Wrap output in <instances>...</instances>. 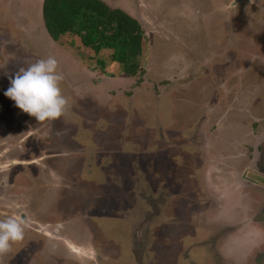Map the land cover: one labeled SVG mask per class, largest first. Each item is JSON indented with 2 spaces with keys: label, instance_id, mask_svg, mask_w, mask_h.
<instances>
[{
  "label": "rangeland",
  "instance_id": "374dc122",
  "mask_svg": "<svg viewBox=\"0 0 264 264\" xmlns=\"http://www.w3.org/2000/svg\"><path fill=\"white\" fill-rule=\"evenodd\" d=\"M102 1L142 22L146 78L127 77L108 57V67L97 69L79 40L55 42L43 24L44 0H0V84H10L20 67L55 55L70 102L64 117L48 122L6 106L23 115L15 126L0 120V179L13 157L20 162L16 172L28 179L16 204L0 206V218L14 216L17 206L50 230L59 219L51 211L59 209L60 194L70 191L60 208L70 210L71 226L46 239L49 254L79 260L41 264H91L95 251L104 264H135L138 255L140 264H212L218 243L203 226L215 229L217 223L213 211L206 218L202 159L212 167L223 163L226 171L249 166L256 142L264 138V0L234 7L237 0ZM218 22L225 24L221 37ZM231 40L240 52L231 49ZM212 54L219 58L209 64ZM6 99L0 94V101ZM202 128L208 133L199 137L202 151H189L190 137ZM26 141L33 151L29 160L23 149L18 152ZM197 161L198 168L192 166ZM257 180L264 188V180ZM216 188V196L225 189ZM254 256L247 264H256Z\"/></svg>",
  "mask_w": 264,
  "mask_h": 264
},
{
  "label": "flooded vegetation",
  "instance_id": "af4514ba",
  "mask_svg": "<svg viewBox=\"0 0 264 264\" xmlns=\"http://www.w3.org/2000/svg\"><path fill=\"white\" fill-rule=\"evenodd\" d=\"M218 2H222V1L218 0ZM219 5L220 4H217L218 8H219ZM213 15L214 14L208 15V17L213 16ZM224 26H225V24L223 22H218L216 24V28L219 30V33L217 32L218 34L216 36L221 37L222 36L221 33H223V34L225 33L224 32L225 31ZM207 35L209 36L210 34L207 33ZM232 36H233V38L236 37L237 32L235 33V35L232 34ZM232 42H233V40H231V43ZM231 49H234L233 50L234 52L235 51L240 52V49L238 48V46L235 45L234 42H233V45L231 46ZM214 52H217V50H215ZM212 56H213L212 57L213 59L209 62V64H211L215 58H219L218 56H215L214 54H212ZM221 57L222 56H220V58ZM2 76L3 75L0 74V78H3ZM9 86H10L9 83H4V85L0 84V94H3L8 89ZM14 104H15V102L12 101L11 99H9L8 97L6 100L0 101V106L1 105L5 106V108H4L5 112L0 109V120L2 118H4L5 120L7 118L11 119V121L13 122V126L18 124V122L20 123L21 119H19L18 117H21V115H23L22 113L17 115L16 110H13L14 108L13 109L10 108L12 110V112L6 110V109H8V108H6V106L10 107V106H13ZM28 119L31 120L32 117H28ZM207 122H205L204 125H206ZM14 131H15V129L13 130V132ZM207 134L208 133L205 132L203 128L201 130V133L196 134V135L192 134V136L190 137L191 138L190 140H192V142H191L190 146L187 147V148H189V151H191L192 149H196V147L198 150L202 151V149H201L202 147H200L201 144H200V138L199 137L202 138V137L206 136ZM208 141L209 140L207 138L206 143ZM26 143H27V141L21 143V146L18 148V152H20V153L25 152L26 156H27L26 160H29L33 157V156L30 157V155H29L33 151L28 147V145ZM234 145L235 144H232V146H234ZM257 145H259V146L256 148V150L252 156L251 164L249 166L240 167L238 170V173H239L240 179H241L240 181L244 182V188L252 187L249 184L256 183L254 181V178H257V179L260 178L261 180H264V138H261V140H259L258 143L256 142L255 146H257ZM137 147H139V145ZM22 149L24 150V152ZM47 159H49V158L47 157ZM52 161H55V159ZM48 162H46V163H48ZM19 163L16 162V158L13 157L12 161H9V170L3 172L4 176L0 179V206L2 204L9 203V201L16 204L17 198L22 196L20 194L18 195L17 192L23 188L22 182H25L26 179H28V178L24 177V176L20 175V173L16 172V168H17V165H19ZM195 163L196 164L192 165V166L198 168L200 162L197 161ZM47 166H49V164ZM211 169H212V167L208 165V160L206 159V163L204 164V160L202 159V170L204 172V177H205L206 192H207V195L209 196V198H207L208 202L206 201V203L209 204V206L207 208L208 214L206 215V218L209 217V215H211V213H213V212L217 213L218 207H219V202L217 200V196H216L215 192L213 191V189L210 187L208 181H209V176L213 177L214 173H215L214 175H216V177H217V180L219 179L220 175L216 174V172H212ZM138 170H140V169H138ZM255 190L259 194L258 195L259 199H253L251 201V211L249 214H250L251 218L257 219L256 222H259V223L264 225V191H262L261 189H255ZM146 192H148V191L146 190ZM168 193L170 195L172 194L171 192H168ZM67 194L70 195V191L67 192ZM67 194L64 192L62 194H60V195H62V197L64 196V198L61 197L59 200V204H58L59 209L56 211H54V210L51 211L52 216H51V214H50V216L55 217L56 219L57 218H59V219H58L57 223L52 225L53 228L50 230H48V229L44 230L43 227L40 225L39 221H37V220L36 221H34V220L30 221L29 219H27L26 211H22L17 206H15L16 208L14 210H16L17 213L14 214V216L19 217V218H23L27 222L25 238L22 241L13 244L12 251L10 253L3 255V256H0V264H41V263H43L41 260H69V261H67V263H71L72 260H79L76 257H71V256H67V255L61 257L58 253L55 255L53 253L49 254V250H48V247L50 245V241H49V239H46V237L55 235L57 232H59V230L61 228L64 229L68 226H71V224L69 223L70 218L68 217L70 210L64 212L63 209L60 208V204H61L60 201L62 202V200H64V199L68 200L66 198ZM159 201H160V204H163V199L159 200ZM71 212H74V210H72ZM74 217H75V215H74ZM208 221H209V218L207 220V224H208ZM86 227L88 228V230H89L88 232L90 233V227L89 226H86ZM203 227L205 228V230L206 229L211 230L209 232V234H210L209 240L213 241V243H216V242L218 243L217 246L215 247V248H217L218 256L216 258H214V260H211L208 262L215 264L214 263L215 260H218V261L227 260L222 254L223 253V244L225 243L226 239L229 236H231L233 233L237 232V230L239 228V221L237 223H231L229 225L217 224V228L220 230H217V228L213 229L210 226H209V228H207L205 226H203ZM122 230H123L124 234L129 233V228H126L125 226H123ZM48 231H50V232H48ZM78 232H81V230H78ZM131 232H132V230H131ZM129 237H130V235H129ZM43 238H45L46 240L44 241ZM131 239L132 240L135 239V236L132 235ZM141 240L142 239H140L139 237L137 238L136 243H137L138 249H139V243H141ZM203 243H205V241ZM71 247L73 248L74 251L78 252L77 248H75L73 246H71ZM39 248H41V249H39ZM256 251H257V254L255 255L254 253ZM44 254H47L46 258L44 257ZM251 256H254L253 260H256V264L259 263V260H264V244L255 248L251 252L250 257ZM134 258H135L134 263L140 264V260L137 259V258H139V255L137 257L134 256ZM90 263L91 264H104L103 256L97 254V251H95V253L92 254V262H90Z\"/></svg>",
  "mask_w": 264,
  "mask_h": 264
},
{
  "label": "clouds",
  "instance_id": "9594fccd",
  "mask_svg": "<svg viewBox=\"0 0 264 264\" xmlns=\"http://www.w3.org/2000/svg\"><path fill=\"white\" fill-rule=\"evenodd\" d=\"M64 80L60 61L55 55H48L27 67H20L9 78L10 86L3 94L38 122L57 121L67 114L70 106L62 89ZM243 188L244 182L237 180L217 194L219 207L214 222L229 225L239 221L236 234L229 236L224 243L222 254L230 264H247L251 252L264 244V230L256 227V221L249 216L251 201ZM26 228L27 222L23 218H0V256L10 253L13 244L25 238Z\"/></svg>",
  "mask_w": 264,
  "mask_h": 264
},
{
  "label": "trees",
  "instance_id": "16d2710c",
  "mask_svg": "<svg viewBox=\"0 0 264 264\" xmlns=\"http://www.w3.org/2000/svg\"><path fill=\"white\" fill-rule=\"evenodd\" d=\"M43 21L55 42L67 36L79 40L90 50L97 69L108 67V57L123 66L127 77L146 78L148 36L142 22L129 12L102 0H44Z\"/></svg>",
  "mask_w": 264,
  "mask_h": 264
},
{
  "label": "crops",
  "instance_id": "0c3cea01",
  "mask_svg": "<svg viewBox=\"0 0 264 264\" xmlns=\"http://www.w3.org/2000/svg\"><path fill=\"white\" fill-rule=\"evenodd\" d=\"M113 7V6H112ZM114 8H118V7H114ZM131 14V13H130ZM132 15V14H131ZM134 16V15H133ZM135 17V16H134ZM43 24H44V21H43ZM44 27H45V25H44ZM45 30H46V28H45ZM43 31V30H42ZM46 32H47V30H46ZM29 33V32H28ZM47 34H48V32H47ZM49 35V34H48ZM28 37L29 38H31L32 40H34L32 37H31V35H30V33L28 34ZM49 37H50V35H49ZM228 166H232V165H229L228 164ZM212 167V166H211ZM229 168V167H228ZM240 168V167H239ZM239 168H236V167H230V170H228V171H226L225 170V167H223V163H220V164H214L213 165V167H212V169H211V171L212 172H216V174H218V175H220V177H219V179L218 180H222V184H217V183H215L213 180V178L211 177V176H209V181H208V183H209V185H210V187L212 188V189H215L216 187L218 188L219 186L221 187V188H228L229 186H231V185H233L237 180H241L240 179V175H239V173H238V170H239ZM226 178H228L229 180H226V182H224L225 181V179ZM254 181L256 182V183H251V184H249L250 186H252V187H249V188H243V192H244V194L248 197V199L250 200V201H252L253 199H255L254 198V195L253 194H256L257 196L259 195L258 194V192L255 190V189H261L262 191H264V188L262 189L261 188V186H259V181L257 180V178H254ZM258 181V182H257ZM216 186V187H215ZM216 188V190H218ZM249 216H250V214H249ZM255 221L257 220V219H254ZM238 222V221H237ZM237 222H234V223H237ZM256 227H259V228H261L262 230H264V225L263 224H261V223H259V222H256V225H255ZM236 233H233L232 235H235ZM231 235V236H232ZM223 248H224V244H223Z\"/></svg>",
  "mask_w": 264,
  "mask_h": 264
},
{
  "label": "water",
  "instance_id": "95a60500",
  "mask_svg": "<svg viewBox=\"0 0 264 264\" xmlns=\"http://www.w3.org/2000/svg\"><path fill=\"white\" fill-rule=\"evenodd\" d=\"M246 1H248V0H237L231 5V7H234V6L238 5V4H240L242 2H246Z\"/></svg>",
  "mask_w": 264,
  "mask_h": 264
}]
</instances>
